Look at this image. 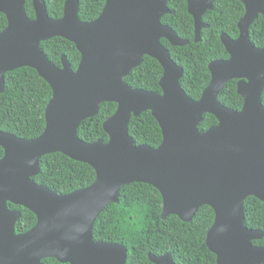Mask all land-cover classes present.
Listing matches in <instances>:
<instances>
[{
  "label": "water",
  "instance_id": "water-1",
  "mask_svg": "<svg viewBox=\"0 0 264 264\" xmlns=\"http://www.w3.org/2000/svg\"><path fill=\"white\" fill-rule=\"evenodd\" d=\"M215 0H188L195 18V42L206 28L202 15ZM246 15L241 36H221L231 58L211 63L212 81L199 101L180 86L182 68L161 45L167 39L183 47L189 41L161 23L170 14L167 0H107L93 22L79 21V0H67L63 16L51 19L45 0H33L36 19L24 11L26 0H0V13L8 27L0 33V92L5 76L31 68L51 87L45 111L46 128L34 140L0 131V264H126L127 248L96 242L93 228L101 213L119 203L120 191L132 184L156 188L163 197L162 219L177 216L191 223L204 206L213 209L215 221L207 246L217 264H264V246L253 245L264 233L245 224L244 205L255 197L264 203V48L249 42V29L264 16V0H240ZM63 38L75 44L82 59L76 71L66 57L55 66L43 53L42 42ZM144 56L158 60L164 75L163 94L133 89L124 81ZM238 80L244 99L241 111L218 101L224 87ZM105 103L118 105L104 123L109 142L87 143L78 136L81 124L96 117ZM150 111L163 133L158 148L136 145L129 134L132 117ZM206 114L218 126L201 133ZM60 153L91 166L96 180L90 187L59 195L32 181L41 172L43 157ZM24 207L37 217L36 226L16 234L21 217L8 204ZM153 264H175L171 254L149 255Z\"/></svg>",
  "mask_w": 264,
  "mask_h": 264
},
{
  "label": "trees",
  "instance_id": "trees-1",
  "mask_svg": "<svg viewBox=\"0 0 264 264\" xmlns=\"http://www.w3.org/2000/svg\"><path fill=\"white\" fill-rule=\"evenodd\" d=\"M48 16L60 19L66 0H45ZM106 0H80L78 18L90 22L101 15ZM32 0L25 3V12L30 19L35 18ZM172 15L162 22L171 27L179 38L191 43L185 47H173L167 40L162 44L169 49L173 60L181 66L185 75L181 86L192 99L201 98L211 81L209 65L215 60L229 56L219 40V35L227 33L238 36L237 24L244 16L245 9L236 0H220L214 9L204 17L210 29L201 32L200 40L193 41L194 21L187 10L185 0H169ZM7 18L0 13V33L7 28ZM251 43L258 48L264 46V17L260 16L250 29ZM43 53L56 66L62 65L66 56L70 65L78 69L81 55L76 46L63 39L54 38L41 44ZM163 68L158 61L144 57L140 67L125 79L135 89L156 91L160 94ZM50 85L31 68H22L6 75L4 91L0 92V130L24 140L40 137L46 128L45 111L52 98ZM219 101L234 110H241L244 101L237 92V81H232L223 89ZM264 105V92L262 96ZM115 103H105L99 114L84 121L78 136L87 143L109 142L104 131V123L117 111ZM218 125L212 115H205L199 126L204 133ZM129 134L136 145L158 148L163 142V133L151 112L132 117ZM4 150L0 147V158ZM40 174L33 179L39 185L49 188L59 195L71 194L86 189L96 180L95 170L81 162L74 161L60 153L42 158ZM22 212L17 224V232L25 233L37 223L36 216L29 210L10 205ZM245 224L251 230L264 233V203L250 197L244 205ZM163 197L154 187L146 184H132L124 187L119 194V203L109 205L98 217L93 228L97 242L114 243L127 248L126 264H153L149 255L158 257L171 254L175 264H217V257L207 246V234L215 221V213L208 206L202 207L191 223H184L177 216L162 219ZM256 246H264V238L254 241ZM46 264H60L55 259H46Z\"/></svg>",
  "mask_w": 264,
  "mask_h": 264
},
{
  "label": "flooded vegetation",
  "instance_id": "flooded-vegetation-1",
  "mask_svg": "<svg viewBox=\"0 0 264 264\" xmlns=\"http://www.w3.org/2000/svg\"><path fill=\"white\" fill-rule=\"evenodd\" d=\"M67 1V0H66ZM186 1V3H187V10H188V13L191 15V17L193 18V21H194V30H193V41L195 42V30H196V24H195V18H194V16L190 13V11H189V2H188V0H185ZM218 1H220V0H215L214 2H213V4H212V8L211 9H209V10H207L203 15H202V18H201V21H202V24L204 25V26H207L206 28H203L200 32H199V38H198V41L200 40V38H201V32L202 31H204V30H208V29H210V25H208V24H206L203 20H204V17H205V15L208 13V12H211V11H213V9H214V5H215V3H217ZM236 1H239V2H241L242 4H243V6H244V9H245V14H244V16L239 20V22H238V24H237V29H238V36L237 37H231V36H229L227 33H222V34H220L219 35V40H220V43L222 44V42H221V36L222 35H225V36H227L230 40H232V41H236L240 36H241V30H240V27H239V24H240V22L243 20V18L245 17V15H246V5L242 2V1H240V0H236ZM26 2H27V0H26ZM79 2H80V0H79ZM167 2H168V8H169V10H170V14H166V15H164L163 17H162V19H161V23L164 25V26H167V27H169V25H166V24H164L163 22H162V20H163V18L165 17V16H167V15H172L173 14V12H172V10L170 9V7H169V0H167ZM32 3H33V0H32ZM46 3V2H45ZM66 3V2H65ZM106 4H107V0H106V3H105V6H104V8H103V11H104V9H105V7H106ZM47 6V5H46ZM32 8H33V6H32ZM64 8H65V5H64ZM47 10V9H46ZM80 10V9H79ZM24 11H25V3H24ZM34 11V10H33ZM103 11H102V13H103ZM102 13H101V15H102ZM26 14H27V12H26ZM48 14V13H47ZM28 16V15H27ZM62 16H63V11H62ZM62 16H61V18H62ZM100 16V15H99ZM98 16V17H99ZM260 16H262V17H264L263 15H259L256 19H255V21L260 17ZM6 17V16H5ZM50 17V16H49ZM98 17L96 18V19H98ZM7 18V17H6ZM29 18V17H28ZM51 18V17H50ZM60 18V19H61ZM36 19V13H35V18L34 19H31V20H35ZM52 19V18H51ZM79 19V18H78ZM96 19H94L93 21H95ZM53 20H59V19H53ZM80 21V20H79ZM93 21H90V22H93ZM254 21V22H255ZM83 22V21H82ZM90 22H84V23H90ZM254 22L252 23V25L254 24ZM7 23H8V21H7ZM252 25L250 26V29H251V27H252ZM7 27H8V25H7ZM169 28H171V27H169ZM172 29V28H171ZM250 29H249V38H250ZM173 30V29H172ZM174 31V30H173ZM175 32V31H174ZM2 33V32H1ZM176 34V33H175ZM177 36V35H176ZM178 37V36H177ZM179 38V37H178ZM179 39H181V40H185V41H189V40H187V39H182V38H179ZM162 40H167V39H165V38H163V39H161V45L166 49V50H168L169 51V49H167L163 44H162ZM251 38L249 39V42H250V44L254 47V48H256V49H263L264 48V46L263 47H261V48H258V47H256L255 45H253L252 43H251ZM168 41V40H167ZM197 41V42H198ZM169 42V41H168ZM197 42H195V43H197ZM43 43V42H42ZM41 43V44H42ZM170 43V42H169ZM190 41H189V44L188 45H190ZM171 44V43H170ZM75 45V44H74ZM172 45V44H171ZM188 45H186V46H188ZM173 46V45H172ZM222 46L224 47V45L222 44ZM40 47H41V45H40ZM173 47H176V46H173ZM183 47H185V46H183ZM225 49H226V52H227V54H228V58L227 59H223V60H215V61H213V62H216V61H228V60H230V58H231V56H230V54H229V52H228V50H227V48L226 47H224ZM42 49V48H41ZM79 51V50H78ZM80 53V52H79ZM169 53H170V51H169ZM81 55V54H80ZM170 56H171V53H170ZM63 57H66V56H63ZM62 57V58H63ZM144 57H146V56H144ZM144 57H143V59H144ZM147 57H149V56H147ZM150 58H152V57H150ZM171 58H172V56H171ZM81 59H82V56H81ZM143 59H142V61H143ZM152 59H154V58H152ZM68 60V59H67ZM156 60V59H155ZM172 60H173V58H172ZM156 61H158V60H156ZM174 61V60H173ZM69 62V61H68ZM159 62V61H158ZM175 62V61H174ZM213 62H211V63H213ZM80 63H81V61H80ZM160 63V62H159ZM211 63H210V65H211ZM70 64V63H69ZM142 64V63H141ZM175 64L178 66V67H180V68H182L181 66H179L176 62H175ZM80 65V64H79ZM160 65H161V63H160ZM210 65H209V72H210ZM56 66V65H55ZM71 66V65H70ZM162 66V65H161ZM58 67V66H57ZM62 67V65L59 67V68H61ZM72 67V66H71ZM140 67V66H139ZM163 68V67H162ZM73 69V68H72ZM137 69V68H136ZM74 70V69H73ZM182 70L184 71V69L182 68ZM74 71H76V69L74 70ZM134 71V70H133ZM132 71V72H133ZM131 72V73H132ZM8 74V73H7ZM6 74V75H7ZM210 74H211V72H210ZM131 75V74H130ZM129 75V76H130ZM163 75H164V69H163ZM184 75H185V71H184ZM184 75H183V77H184ZM128 76V77H129ZM127 77V78H128ZM182 77V78H183ZM162 78H163V76H162ZM162 78H161V80H162ZM182 78L180 79V82H181V80H182ZM5 79H6V76H5ZM126 79V78H125ZM125 79H124V81H125ZM211 81H212V74H211ZM211 81H210V83H211ZM232 81H237V92H238V83H239V81L238 80H232ZM232 81H230V82H232ZM126 82V81H125ZM161 82V81H160ZM229 82V83H230ZM228 83V84H229ZM127 84V83H126ZM227 84V85H228ZM129 85V84H128ZM210 85V84H209ZM209 85H208V87H209ZM130 86V85H129ZM180 86H181V83H180ZM131 87V86H130ZM207 87V88H208ZM226 87V86H225ZM224 87V88H225ZM132 88V87H131ZM160 88H161V86H160ZM181 88H182V86H181ZM206 88V89H207ZM133 89H135V88H133ZM138 89V88H137ZM183 89V88H182ZM205 89V90H206ZM142 90H144V89H142ZM162 90V89H161ZM184 90V89H183ZM204 90V91H205ZM145 91H147V90H145ZM185 91V90H184ZM204 91H203V93H204ZM223 91V90H222ZM221 91V92H222ZM148 92H156V91H148ZM186 92V91H185ZM221 92H220V94H221ZM264 92V91H263ZM156 93H158V94H160L159 92H156ZM203 93H202V95H203ZM163 94V91H162V93L160 94V95H162ZM187 94V93H186ZM220 94H219V96H220ZM239 94V93H238ZM188 95V94H187ZM219 96H218V101H219ZM240 96V95H239ZM262 96H263V94H262ZM189 97V96H188ZM202 97V96H201ZM242 97V96H241ZM190 98V97H189ZM190 99H192V98H190ZM201 99V98H200ZM200 99H198V100H195V99H192V100H194V101H199ZM242 99H243V97H242ZM243 101H244V99H243ZM219 103H221L220 101H219ZM222 104V103H221ZM263 104V103H262ZM223 105V104H222ZM118 106V105H117ZM225 106V105H224ZM264 106V105H263ZM225 107H227V106H225ZM243 107H244V105H243ZM227 108H229V107H227ZM229 109H231V108H229ZM243 109V108H242ZM241 109V110H242ZM231 110H234V109H231ZM241 110H234V111H241ZM148 112H150V111H148ZM206 115H210V114H206ZM205 116V115H204ZM213 116V115H212ZM215 117V116H214ZM203 119H204V117H203ZM217 119V118H216ZM203 122V121H202ZM159 124V123H158ZM218 124H219V122H218ZM160 126V125H159ZM200 126V125H199ZM216 126H218V125H216ZM213 127H215V126H213ZM212 128V127H211ZM1 131V130H0ZM200 131V130H199ZM208 131V130H207ZM206 131V132H207ZM2 132H4V131H2ZM4 133H7V132H4ZM202 133V132H201ZM205 133V132H204ZM8 134H11V133H8ZM11 135H13V134H11ZM15 136V135H14ZM24 140V139H23ZM1 147V146H0ZM2 148V147H1ZM3 149V148H2ZM4 150V149H3ZM5 156V151H4V155H3V157ZM2 157V158H3ZM2 158H0V160L2 159ZM37 177V176H36ZM34 179V178H33ZM33 179H32V181H33ZM34 182V181H33ZM36 183V182H35ZM37 184V183H36ZM39 185V184H38ZM43 186V185H42ZM83 190V189H82ZM10 205H12V206H16V207H21V206H17V205H14V204H11V203H9L8 204V207H9V209L11 210V211H17V212H19L20 214H21V217H22V212L20 211V210H18V209H13V208H11L10 207ZM22 208H24V207H22ZM26 209V208H25ZM28 210V209H27ZM31 212V211H30ZM35 215V214H34ZM36 216V215H35ZM21 217H20V219L18 220V222L21 220ZM37 218V217H36ZM18 222H17V224H18ZM17 224H16V226H17ZM37 224V223H36ZM36 226V225H35ZM34 226V227H35ZM33 227V228H34ZM32 228V229H33ZM31 229V230H32ZM30 231V230H29ZM28 231V232H29ZM25 233H27V232H25ZM25 233H18L17 232V227H16V234H25ZM97 242V241H96ZM101 243H104V242H101ZM114 244V243H113ZM254 245V244H253ZM256 246V245H255ZM45 261V260H44ZM44 261H43V263H44ZM44 264H46V263H44Z\"/></svg>",
  "mask_w": 264,
  "mask_h": 264
}]
</instances>
